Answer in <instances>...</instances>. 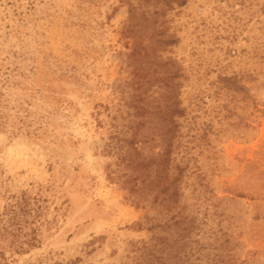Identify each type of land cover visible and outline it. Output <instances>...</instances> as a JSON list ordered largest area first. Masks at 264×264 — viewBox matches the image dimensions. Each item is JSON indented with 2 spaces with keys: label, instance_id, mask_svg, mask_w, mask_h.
Instances as JSON below:
<instances>
[{
  "label": "rangeland",
  "instance_id": "rangeland-1",
  "mask_svg": "<svg viewBox=\"0 0 264 264\" xmlns=\"http://www.w3.org/2000/svg\"><path fill=\"white\" fill-rule=\"evenodd\" d=\"M175 100L181 195L158 203L159 146L140 143V169L116 152ZM23 197L35 245L7 248V264H144L151 251L193 264L195 241L222 232L238 264H264V0H0V210Z\"/></svg>",
  "mask_w": 264,
  "mask_h": 264
},
{
  "label": "trees",
  "instance_id": "trees-1",
  "mask_svg": "<svg viewBox=\"0 0 264 264\" xmlns=\"http://www.w3.org/2000/svg\"><path fill=\"white\" fill-rule=\"evenodd\" d=\"M143 82L138 81L139 85H142ZM163 83L164 85H170V82L167 80V78L163 79ZM176 84H178V82H176ZM139 102L141 104L139 106L140 114L151 112L150 103L146 97H140ZM168 106L170 110L169 113L166 111V108ZM158 108L159 114H161L162 117V123L156 126H151V124L147 126L148 122L152 123L150 121L152 119H149L146 122L143 121V123L139 125V129L143 131L141 133V136L139 138H136V132L134 136L124 141V144L126 143L127 148L124 151L116 152L117 159L120 163H123L124 167L126 166L130 168L140 169L143 163H145V160L143 162L142 159H138L143 157L140 143L153 140L155 142V145L159 146V150L153 155H150L148 158V164H155V175L152 176V178L149 180V182L153 183L156 187V191L153 193V200L158 203H176L181 195L179 184L181 182L185 166L181 165L180 161H176L177 157L172 156L171 158V152L173 148V146L171 145V138L174 137V135L176 136L177 133L175 134V128L177 131L179 125L178 123H171V125H169L168 123L166 124V122H168L167 119H169L170 116L176 115L180 117L184 115L185 109L179 107L178 100H175L172 106L169 105L168 101H165V104H163L161 107L158 106ZM113 133H116V131H113ZM148 133L152 136H149ZM155 134L157 137H155ZM124 144H117V142L115 141V146H113V148L115 147L117 148V150H122ZM168 161L172 162L173 164V173L171 179H169L167 175L166 165L168 164ZM126 176L127 177L122 181V183L124 185H127L134 180L131 185L127 186L129 190H131L130 195H133L138 199L137 196H140L138 190L141 182H143V179H140L141 177L140 175H138V173L135 175L132 173H127ZM138 179L140 180L138 181ZM28 203L29 201L24 197L19 199L17 198L14 202H9L8 204H6V206H3L2 210H0V264H7L9 258L8 253L11 252L10 249L7 248L13 249L16 253H25L30 247L35 245V237H32L31 239L24 237L22 238V236L27 234L23 225L26 224L27 219H22L21 217H19V214L25 215L29 211L27 208ZM180 215H178L176 220H174V223L179 226L184 224L187 218ZM188 221L189 224L183 225L182 227L183 230H187L186 234H189L190 231L193 232L194 229L198 228V222H196L192 218H190ZM35 230L36 228L32 229V231L34 232ZM214 233V231H211L210 235ZM229 238V235L222 232L219 235L215 234L213 238L214 243H212V241H209L207 243H200L199 241H195V247L194 249H191L190 252L193 264H238L236 258L231 253L232 249L228 248L231 247V241ZM204 251H208V253L206 254L207 256L204 255ZM151 252L146 253L147 255L151 256L149 257L151 259L148 263H146L145 261L144 264H163V262L160 260L164 257L159 256V253L157 252L156 255L153 253V251ZM190 256H188L189 261ZM171 257L172 256L170 255L169 258ZM154 258H156V261H154ZM165 259L167 258H164V260Z\"/></svg>",
  "mask_w": 264,
  "mask_h": 264
}]
</instances>
